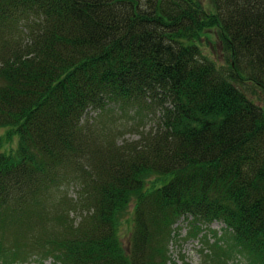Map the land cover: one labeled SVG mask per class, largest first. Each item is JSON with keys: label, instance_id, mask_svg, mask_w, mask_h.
<instances>
[{"label": "trees", "instance_id": "obj_1", "mask_svg": "<svg viewBox=\"0 0 264 264\" xmlns=\"http://www.w3.org/2000/svg\"><path fill=\"white\" fill-rule=\"evenodd\" d=\"M210 3L0 0L2 264L4 236L55 264H167L182 218L222 224L204 264H264V0ZM130 106L158 113L137 140L86 117Z\"/></svg>", "mask_w": 264, "mask_h": 264}, {"label": "rangeland", "instance_id": "obj_2", "mask_svg": "<svg viewBox=\"0 0 264 264\" xmlns=\"http://www.w3.org/2000/svg\"><path fill=\"white\" fill-rule=\"evenodd\" d=\"M202 2L207 7L211 4L210 0H202ZM205 52H210L214 57L216 56V52L210 51L209 48L205 49ZM119 112V110H116L114 112L100 115L98 111L90 110L86 117L87 119L93 120L94 123L98 125L106 124L103 121L110 123L111 125L109 126L111 127L117 142L121 143L124 140H137L141 132H147L154 126L158 114L156 109H153L152 111L145 109L144 111L136 113L133 106L126 108V111L122 114ZM67 190L70 195L75 193V187L73 185L69 186ZM194 224L196 223H190V221L188 222L183 218L176 224H173V228L176 227L177 230L175 233L174 231L172 232L174 233V236L168 243L170 258L167 260V264H204L209 262V260L208 262H204V257H206L205 254L208 248L205 243L208 241L213 242L216 238L211 230L218 232L217 235L221 234L222 224L213 221L209 225H199V231L197 233L195 232L196 234L194 236H189L190 231L193 230L192 228ZM126 232V223H124L120 229V235L124 242L127 241ZM1 245L7 248L11 247L12 250H17L18 252L15 262L10 264H55L49 257L44 259L40 258L35 250L32 254L29 253L28 250L26 254H23L24 252L22 249L18 250V247H14L15 241L12 236H4ZM4 256L5 253L1 254V258ZM1 260L5 263V259ZM2 262H0V264H2Z\"/></svg>", "mask_w": 264, "mask_h": 264}]
</instances>
